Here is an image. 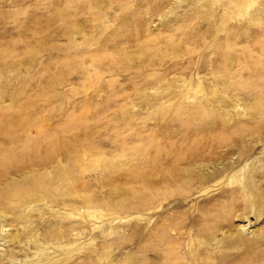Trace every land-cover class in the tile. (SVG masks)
Segmentation results:
<instances>
[{"label":"rangeland","instance_id":"1","mask_svg":"<svg viewBox=\"0 0 264 264\" xmlns=\"http://www.w3.org/2000/svg\"><path fill=\"white\" fill-rule=\"evenodd\" d=\"M0 264H264V0H0Z\"/></svg>","mask_w":264,"mask_h":264},{"label":"bare ground","instance_id":"2","mask_svg":"<svg viewBox=\"0 0 264 264\" xmlns=\"http://www.w3.org/2000/svg\"><path fill=\"white\" fill-rule=\"evenodd\" d=\"M248 5L250 6L253 3V0H247Z\"/></svg>","mask_w":264,"mask_h":264}]
</instances>
